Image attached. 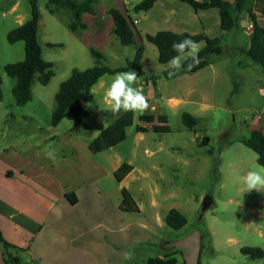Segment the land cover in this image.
I'll return each instance as SVG.
<instances>
[{"label": "rangeland", "instance_id": "obj_1", "mask_svg": "<svg viewBox=\"0 0 264 264\" xmlns=\"http://www.w3.org/2000/svg\"><path fill=\"white\" fill-rule=\"evenodd\" d=\"M167 1L179 3V0ZM136 2L139 0H113L110 4L100 3L99 7L127 9L135 20L144 15V12L133 11ZM13 3L14 0H0V75L4 79L1 109L10 111L13 119H10L13 132L9 134L8 141L14 138L24 140L28 135L34 137L38 126L50 133L56 130L52 125L55 95L73 69L86 70L95 65L91 48L101 52L104 64L111 68L126 66L136 52L134 45H122L107 31L114 23L105 9L101 8L97 15L87 18L90 29L73 32L66 24L68 19L71 20L70 12L51 14L47 9L48 0H39L42 17L38 37L44 60L54 64L55 76L46 86L35 78L32 84L33 99L19 106L13 94L16 80L6 74L5 66L25 58V43H10L7 35L19 26L18 14L26 15L28 19L31 17V5L29 0H20L19 11L15 13L10 11ZM180 3L187 10H182V13L186 12L187 16L195 13L192 6ZM174 9L180 11L176 7ZM163 13L161 6H158L153 13L152 21L156 23L153 28L165 29ZM243 26L246 27V24ZM135 27L140 32L141 24ZM218 31L216 26L211 28L215 36ZM225 34L221 43L223 53L208 57L213 68L191 78L192 84L195 81L199 84L193 99L178 111L173 112L169 108L165 111L170 131L153 132L149 136L151 142L176 147L172 150L175 154L174 165L171 170L165 169L170 180L160 182L164 191L160 197V215L164 222L155 224L151 229L143 228V221L155 217L147 203L148 196H143L140 201L144 213L127 215L129 242L123 247L126 260L122 264H147L158 253H175L177 264H197L198 260L201 264H264V258L254 259L245 251L248 248L264 251V192H243L240 177L259 163L257 154L239 141L250 135L256 120L264 121V72L258 73L249 67L248 64L253 65L250 58L236 50L249 46L250 36L246 30H233ZM145 43L148 60L144 63H148L151 72L155 74L156 70L166 69L167 65L158 60L157 47L150 42ZM160 80V92L166 97L174 91L175 80H169L164 75ZM84 101L89 106L86 98ZM193 110L200 112L198 125L191 129L185 125L182 115ZM73 119L68 114L57 131L64 132L73 126ZM98 121L102 122L94 109L90 108L86 127H94ZM4 127L7 135L8 126ZM206 138L209 140L205 141ZM44 146L48 147L49 144L44 143ZM59 149L60 145L51 148L54 152ZM181 157L189 159L191 163L185 166L180 160L175 162ZM171 191L176 194L175 197H165ZM174 203L181 207L188 219L186 226L179 230L171 228L165 221L167 210ZM163 242L165 247L171 245L168 250L163 249L165 253L159 250Z\"/></svg>", "mask_w": 264, "mask_h": 264}, {"label": "crops", "instance_id": "obj_2", "mask_svg": "<svg viewBox=\"0 0 264 264\" xmlns=\"http://www.w3.org/2000/svg\"><path fill=\"white\" fill-rule=\"evenodd\" d=\"M97 1L99 5L100 3L110 4L113 0ZM228 1L234 2V0ZM180 2L157 1L152 9L134 20L135 25L141 24L139 29L144 37L147 34L169 30L179 34L204 33L211 38H221V40L224 38L227 32L220 27L218 9L195 11L187 16L186 12H181L187 10ZM158 6H161L164 11L162 19L165 29L153 28L156 24L152 21L153 13ZM175 7L180 11L174 9ZM19 8L20 0H14L10 11L17 13ZM90 16L87 15L86 20ZM241 18L242 28L234 30H246L251 40L252 31L247 30V25L251 21L246 13ZM17 19L19 26L28 20L26 15L22 14H18ZM71 20L66 21L67 26ZM243 24H246V27ZM113 25L110 27L111 30ZM213 26L219 28L217 36L211 32ZM110 29L107 31L112 34ZM145 41L147 40L144 39V56L140 63L142 75L136 71L139 76L137 86L143 88L151 105L149 112L143 115L152 116V119L141 120L142 115L134 114L133 124L126 129V139L115 147L99 153L90 151L89 144L109 126L113 118L98 121L94 127H86L89 116L74 130L70 126L64 132L57 131L62 122L68 118L67 115L52 133L38 126L35 128L34 137L28 135L24 140L14 138L8 141L9 134L13 132L10 127L12 113L1 109L2 100H0V231L6 241L21 249L10 250V253L20 258V264L124 263L126 251L123 247L129 242L127 215L128 213L139 215L144 213L140 199L145 195L149 198L147 203L152 207L155 217L152 216L146 222L143 221V228L151 229L155 224L161 225L164 222V218L160 215L162 204L160 197L164 194L160 182L170 180L165 169H172L175 160L172 150L176 147L173 144L151 142L149 136L153 132L170 131L167 125L168 115L165 111L168 108L173 112L178 111L182 105L193 99L199 84L196 83L197 81L192 84L191 78L213 68L208 58L213 54L207 56V66L196 72L190 73L181 69L175 75H169L171 70L166 68L161 71L156 70L154 74L147 67L148 63H144L148 60ZM205 46L204 42L202 48ZM249 46L236 50H240L247 56L245 51ZM234 50L233 48L232 51ZM248 66L258 73L263 72L260 65L254 62L253 65L248 64ZM162 75L169 80H175L174 91L166 97L162 96L158 86ZM112 76H103L90 93L80 97L82 105L89 111V114L90 108L94 109L98 119L99 112L107 109L104 92ZM183 89L184 92H182ZM84 98L88 100L89 106ZM199 112L200 110H193L187 113L198 119ZM255 122L252 130L259 129L264 133V121L256 120ZM4 126H8L7 135ZM139 126L146 130L139 131ZM44 143H48L49 146L45 147ZM54 145H60L58 152L51 150ZM179 149L183 150V148ZM179 160L185 166L191 163L184 157L176 159L175 162ZM124 163H128L133 169L123 180L119 181L115 172ZM123 189L131 193L140 212H126L121 209ZM70 193L75 195L76 203H72L68 198L67 194ZM175 195L171 191V194L165 197L173 198ZM171 209H177L183 213L177 203L170 206L167 213ZM170 246L169 244L165 247L163 242L161 247L159 245V250H168ZM165 250H163L164 253ZM2 252L3 249L0 247V264H6ZM165 255L158 253L155 257Z\"/></svg>", "mask_w": 264, "mask_h": 264}, {"label": "trees", "instance_id": "obj_3", "mask_svg": "<svg viewBox=\"0 0 264 264\" xmlns=\"http://www.w3.org/2000/svg\"><path fill=\"white\" fill-rule=\"evenodd\" d=\"M159 0H139L134 6L135 13L147 12L153 8L154 4ZM187 3L195 11L209 10L216 8L220 15V27L224 32H230L234 29H241V16L246 13L253 25L250 46L245 54L255 64L261 66L264 72V0H179ZM31 5V17L22 25L11 30L8 35L10 43L23 41L25 43V58L16 63H10L5 66L6 74L15 79L16 83L13 87V94L16 104L24 106L33 99L32 84L37 78L40 84L46 86L55 76L54 64L43 58V51L38 37V31L42 12L39 6V0H29ZM106 10V13L112 17L113 28L112 34L124 46H135V55L133 59L128 60L126 66L111 68L104 64V55L91 48V53L95 58V65L86 70L73 69L70 76L64 80L55 95L56 106L52 114V125L58 126L62 120L68 115L73 116L72 130L82 125L89 116V111L82 105L80 97L91 92L92 88L105 75H114L117 72L135 70L142 75L140 63L144 56V39L154 44L158 49V60L161 64L167 62L176 53L172 50V44L179 42L185 38L193 39L197 42L204 41L206 46L199 53L200 62L194 65L191 70L182 68L190 73L196 72L207 66V56L209 54H221L223 47L221 38H211L204 33H175L169 30L159 31L156 34H147L145 37L136 29L135 22L129 11L110 6L99 7L97 0H48L47 9L51 14L60 11L70 12L72 20L68 27L73 32L83 31L88 28L86 22L87 15H97L100 9ZM191 63V61H187ZM3 77L0 75V100L3 99L2 85ZM234 90L233 92H235ZM99 118L106 121L113 118L109 126L90 144L89 149L92 153H99L109 148L115 147L123 142L127 137V127L134 122V113L121 112L119 116H114L107 109L99 112ZM185 125L191 129L198 124V119L190 113L182 115ZM152 116H141V120H150ZM157 129V127H156ZM139 131H145L144 127L139 126ZM209 139L206 138L205 141ZM240 142L252 149L257 154V161L260 165H264V133L259 129L251 130L247 137H242ZM133 167L128 163H124L115 172L116 178L121 181L131 171ZM11 174V173H9ZM72 203H76L77 199L74 194H67ZM121 209L126 212H140V209L127 189H123V201ZM166 223L173 229H182L188 223L185 214L177 209H171L166 217ZM0 247L3 249V259L6 264H20V258L10 253L11 249L21 250L17 246L6 241L0 231ZM254 259L264 258V251L261 249L245 250ZM175 253H168L163 257L150 258L147 264H177ZM197 264H201L198 260Z\"/></svg>", "mask_w": 264, "mask_h": 264}, {"label": "clouds", "instance_id": "obj_4", "mask_svg": "<svg viewBox=\"0 0 264 264\" xmlns=\"http://www.w3.org/2000/svg\"><path fill=\"white\" fill-rule=\"evenodd\" d=\"M204 42H197L185 38L172 44V50L176 53L168 62L166 68L169 75H175L182 68H191L200 62L199 53ZM191 61V63H187ZM139 76L135 70L117 72L110 78V83L105 89L104 99L106 108L114 116L121 112H132L136 115H143L150 107L144 90L138 87ZM243 184V192L256 190L264 192V165L256 164L240 177Z\"/></svg>", "mask_w": 264, "mask_h": 264}, {"label": "built area", "instance_id": "obj_5", "mask_svg": "<svg viewBox=\"0 0 264 264\" xmlns=\"http://www.w3.org/2000/svg\"><path fill=\"white\" fill-rule=\"evenodd\" d=\"M247 27H248V30H251L252 31V29H253L252 23L248 24Z\"/></svg>", "mask_w": 264, "mask_h": 264}, {"label": "water", "instance_id": "obj_6", "mask_svg": "<svg viewBox=\"0 0 264 264\" xmlns=\"http://www.w3.org/2000/svg\"><path fill=\"white\" fill-rule=\"evenodd\" d=\"M244 25V24H243Z\"/></svg>", "mask_w": 264, "mask_h": 264}]
</instances>
